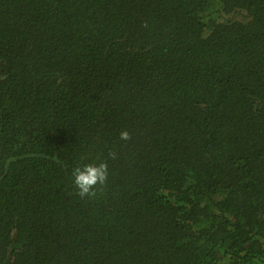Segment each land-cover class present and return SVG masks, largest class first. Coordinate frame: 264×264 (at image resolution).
Listing matches in <instances>:
<instances>
[{"label": "trees", "instance_id": "obj_1", "mask_svg": "<svg viewBox=\"0 0 264 264\" xmlns=\"http://www.w3.org/2000/svg\"><path fill=\"white\" fill-rule=\"evenodd\" d=\"M0 264H264V0H0Z\"/></svg>", "mask_w": 264, "mask_h": 264}, {"label": "clouds", "instance_id": "obj_2", "mask_svg": "<svg viewBox=\"0 0 264 264\" xmlns=\"http://www.w3.org/2000/svg\"><path fill=\"white\" fill-rule=\"evenodd\" d=\"M129 134L127 131L120 133V139L127 140ZM115 156L114 153H110ZM108 177V167L104 162L84 164L76 167L72 173L73 184L80 196H88L93 194V190L97 184H103Z\"/></svg>", "mask_w": 264, "mask_h": 264}]
</instances>
